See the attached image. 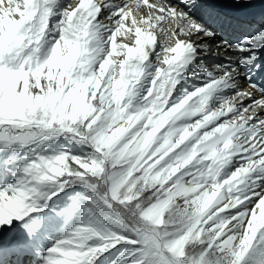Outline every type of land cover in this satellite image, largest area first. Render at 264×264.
<instances>
[{"label": "snow or ice", "instance_id": "snow-or-ice-1", "mask_svg": "<svg viewBox=\"0 0 264 264\" xmlns=\"http://www.w3.org/2000/svg\"><path fill=\"white\" fill-rule=\"evenodd\" d=\"M181 3L0 0V264H264V23Z\"/></svg>", "mask_w": 264, "mask_h": 264}, {"label": "bare ground", "instance_id": "bare-ground-1", "mask_svg": "<svg viewBox=\"0 0 264 264\" xmlns=\"http://www.w3.org/2000/svg\"><path fill=\"white\" fill-rule=\"evenodd\" d=\"M160 2H162L163 3V1H161V0H159ZM159 1H157V2H159ZM174 1V3H175V5L177 6V7H182V4H181V2L180 1H178V0H173ZM70 2V0H61V3H63V4H67V3H69ZM157 2H155V3H157ZM150 3H153V2H150ZM135 14V13H134ZM119 39V38H118ZM191 39H193V40H195V41H200L201 40V37L200 36H196V35H194V36H192L191 37ZM158 40H159V38H158ZM207 43H209V45L210 46H212V47H215V43L213 42V41H211V40H208V41H206ZM221 52V51H220ZM222 54H225V53H222ZM225 55H227V54H225ZM206 62H208L210 65L211 64H213V63H216V62H219V61H216V60H213V59H209V60H207ZM247 101V100H246ZM245 101V102H246Z\"/></svg>", "mask_w": 264, "mask_h": 264}, {"label": "rangeland", "instance_id": "rangeland-1", "mask_svg": "<svg viewBox=\"0 0 264 264\" xmlns=\"http://www.w3.org/2000/svg\"><path fill=\"white\" fill-rule=\"evenodd\" d=\"M157 3H162V2H157ZM145 87H147V85H145ZM76 145V147H71L72 149H73V151H75V152H77V153H80L81 152V146L80 145H77V144H75ZM109 254L110 255H113V254H115V249H113L112 251H110L109 252ZM100 260L101 261H103V262H105V263H107V261H106V258L104 257V256H102L101 258H100ZM108 264V263H107Z\"/></svg>", "mask_w": 264, "mask_h": 264}]
</instances>
